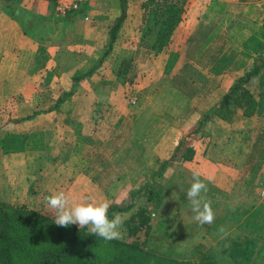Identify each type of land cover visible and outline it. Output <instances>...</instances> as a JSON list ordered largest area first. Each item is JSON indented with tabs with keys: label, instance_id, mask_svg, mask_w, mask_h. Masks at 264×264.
I'll return each mask as SVG.
<instances>
[{
	"label": "crops",
	"instance_id": "crops-1",
	"mask_svg": "<svg viewBox=\"0 0 264 264\" xmlns=\"http://www.w3.org/2000/svg\"><path fill=\"white\" fill-rule=\"evenodd\" d=\"M33 1L20 0L14 13L0 5V93L15 95L17 105L26 94L36 95L25 115L8 122L32 119L40 130L49 126L46 134L38 133L32 149L1 147L0 159L8 165L20 153V164L9 166H24L34 174L31 181L38 178L40 190L57 184L54 175L64 167L75 177L63 187L85 190V197L98 198L93 203L103 200L105 190L129 188L134 194L166 161L168 169L185 131L264 53V0H191L170 42L159 51L151 47L153 32L144 29L150 19L144 20L143 0L133 7L128 0L118 30L122 0H90L65 16L57 15L55 0ZM55 79L62 84L55 86ZM143 86L149 92L159 89L158 98L144 111L132 112L128 92ZM46 92L57 93L56 98L47 102L41 95ZM172 92L179 95H166ZM60 97L65 99L58 102ZM180 109L188 111V118L180 116ZM53 112L59 113H54L57 122ZM20 137L25 136L18 129Z\"/></svg>",
	"mask_w": 264,
	"mask_h": 264
},
{
	"label": "rangeland",
	"instance_id": "rangeland-1",
	"mask_svg": "<svg viewBox=\"0 0 264 264\" xmlns=\"http://www.w3.org/2000/svg\"><path fill=\"white\" fill-rule=\"evenodd\" d=\"M23 1L27 5L34 3L33 0ZM19 2V0H9L8 3V0H0V5L9 4L11 6L13 4L16 8ZM137 3L139 4V0H134V2L130 0L131 7ZM23 21L27 25L28 20ZM90 63L91 61L85 62L83 69L87 68ZM254 79L250 87L255 98V107L250 113L244 111L246 108L239 107L233 120L221 122L216 121L219 118H215L203 131L188 135L190 138L188 140L198 151L194 159L179 158L177 162L171 161L170 169L164 170L163 173L148 174L145 183L151 185V190L145 189L139 193L129 194L131 189L127 188L105 190L101 193L103 200L94 202V204L103 201H107L110 205L115 202L135 201L131 209L115 212L124 220L122 226L124 236L118 240H126V238L132 240L133 237L128 234L125 219L139 206L147 205L151 210L153 220L147 248H155L158 255L171 256L179 260L199 261L203 254H211L213 259L220 264H264V196L259 193V178L264 167V88L261 86L260 78ZM30 83H32L31 80ZM53 84L57 86L62 83L55 79ZM144 84L143 82L142 85ZM144 86L137 87L136 91L130 88L131 92H128L129 108L132 112L133 110L144 111V105L158 98L156 94L159 93V89L149 92ZM41 95H45L47 102H52L57 93L46 92ZM166 95L174 97L179 94L172 92ZM10 96L0 93V148L32 149L36 145L35 140H38V133L46 134L49 125L47 124L46 128L40 130L38 123H34L32 119L19 125L8 122L9 119L15 120L25 115L29 111L28 107L37 100L36 95L30 92L26 94L27 97H24L25 101L23 100L22 103L19 99V105H17V97ZM184 98L185 95L182 100L180 98L177 100L182 102ZM80 101L79 97L77 109L74 110L76 116L80 112ZM54 113L58 116L59 113L50 114L52 120L57 122L58 119H55ZM179 113L181 117L188 118L187 110L180 109ZM63 127L64 125H59L57 129L63 131ZM18 129L25 136L23 139L20 137L21 141L18 138ZM188 132L189 130L185 131V134ZM13 155L8 165L0 159V200L11 205L26 204L29 209L38 210L51 223L50 234L52 236L63 232L68 238L73 225L61 227L54 223V210L48 205L47 197L63 191L70 197L73 205L93 203L91 200H98V198L85 197L84 193L87 192L83 189L64 188L65 180L68 181V178L75 177V174L65 173L64 167L59 168L54 175L57 178V184L52 186L51 183L43 190L32 193L30 185L34 174L25 172L24 166L21 165L9 166L13 162L20 164V153ZM18 159L19 162H16ZM194 171L200 172V178L208 186L207 193L201 195L211 202L215 213L212 224L200 225L193 219L194 213L186 198V193L193 182L192 173ZM139 174L144 176L142 173ZM35 176L38 177V174ZM158 189L161 203L157 205L153 192ZM220 228H223L224 232L221 233ZM139 233L144 238V231ZM48 237L49 235L46 239ZM53 241L57 242L56 239ZM50 245L52 241H49L46 246ZM96 248L130 247L119 244L117 240L105 241L99 237ZM108 258L106 254V260Z\"/></svg>",
	"mask_w": 264,
	"mask_h": 264
},
{
	"label": "trees",
	"instance_id": "trees-1",
	"mask_svg": "<svg viewBox=\"0 0 264 264\" xmlns=\"http://www.w3.org/2000/svg\"><path fill=\"white\" fill-rule=\"evenodd\" d=\"M190 1L143 0L141 2L144 20L145 18L150 19L148 24L144 25V29L146 33L153 32L155 40L151 47L155 51L162 50L170 42ZM121 3L123 10L116 23L117 30L125 19L128 8V0H122ZM7 5L9 6V4ZM9 7L13 8L11 11L14 13L15 6L12 4ZM26 31L33 34L31 29L26 28ZM116 33L117 31L112 33L111 44L106 50V54L112 48V41L115 40ZM254 78H260L261 86L264 88V53L256 55L251 69L239 76L218 103L200 116L189 132L181 138L168 161H175L179 158L192 159L196 148L188 140L189 136L203 131L209 120L214 118L233 120L239 107L246 108L244 111L250 113L255 107V98L250 87ZM78 79L79 77H76L74 81ZM64 99L60 97L58 102ZM38 112V109L33 110L29 117ZM165 164L167 161L157 170L156 174L163 173ZM30 186L32 193L38 192L40 190L38 189V178L32 181ZM145 189L151 190V185L145 183L142 188L132 192L139 193ZM153 193L155 203L158 205L161 203L160 190ZM134 204V200H128L125 203H112L109 208V218H112L116 211L131 209ZM125 225L128 234L133 238L132 240L126 238V240L117 241L130 248H96L99 236L90 235L86 228L80 229L78 225H73L68 238L63 232L52 236L50 234L51 223L38 210L29 209L26 204L11 205L0 200V264H220L213 259L211 254H203L200 259L198 258L199 261L195 259L179 260L171 256L158 255L155 248H147L153 227L151 210L147 205L139 206L136 211L132 212L125 219ZM140 231H144V238L141 237ZM47 235H49L48 239H46ZM53 239H56L57 242L55 243ZM49 241H52V245L46 246ZM106 254L109 256L107 260Z\"/></svg>",
	"mask_w": 264,
	"mask_h": 264
},
{
	"label": "clouds",
	"instance_id": "clouds-1",
	"mask_svg": "<svg viewBox=\"0 0 264 264\" xmlns=\"http://www.w3.org/2000/svg\"><path fill=\"white\" fill-rule=\"evenodd\" d=\"M192 175L193 182L186 193V198L194 213L193 219L200 225L212 224L215 213L211 202L201 195L207 193L208 186L200 178L199 171H194ZM208 179L210 181V178ZM47 203L54 210V223L57 226L78 225L80 229L86 228L90 235L99 236L105 241L122 239L124 236L122 231L124 220L119 214L109 218L110 204L107 201L73 205L70 197L61 191L47 197ZM219 231L222 233L224 229L220 228Z\"/></svg>",
	"mask_w": 264,
	"mask_h": 264
},
{
	"label": "built area",
	"instance_id": "built-area-1",
	"mask_svg": "<svg viewBox=\"0 0 264 264\" xmlns=\"http://www.w3.org/2000/svg\"><path fill=\"white\" fill-rule=\"evenodd\" d=\"M55 1H56L57 15L65 16L72 10L80 9L90 0H55ZM133 101L136 102V99L133 98ZM259 193L260 195L264 196V167L262 169L261 177H260Z\"/></svg>",
	"mask_w": 264,
	"mask_h": 264
}]
</instances>
